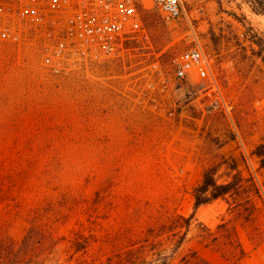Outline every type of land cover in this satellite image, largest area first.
Returning <instances> with one entry per match:
<instances>
[{
	"label": "rangeland",
	"instance_id": "obj_1",
	"mask_svg": "<svg viewBox=\"0 0 264 264\" xmlns=\"http://www.w3.org/2000/svg\"><path fill=\"white\" fill-rule=\"evenodd\" d=\"M184 1L168 20L144 0L140 30L104 55L47 3L0 0V264H264V0ZM197 44L212 78L177 77ZM234 162L240 192L196 209L205 169L225 181ZM194 212L173 254L178 237L151 229ZM32 225L52 251H4Z\"/></svg>",
	"mask_w": 264,
	"mask_h": 264
},
{
	"label": "built area",
	"instance_id": "obj_2",
	"mask_svg": "<svg viewBox=\"0 0 264 264\" xmlns=\"http://www.w3.org/2000/svg\"><path fill=\"white\" fill-rule=\"evenodd\" d=\"M56 15L68 17L70 31L78 45L114 54L123 40L141 28L140 6L144 0H39ZM166 19L177 20L186 14L184 0H150ZM179 78L196 75L212 78V68L201 45L183 51L174 61Z\"/></svg>",
	"mask_w": 264,
	"mask_h": 264
},
{
	"label": "trees",
	"instance_id": "obj_3",
	"mask_svg": "<svg viewBox=\"0 0 264 264\" xmlns=\"http://www.w3.org/2000/svg\"><path fill=\"white\" fill-rule=\"evenodd\" d=\"M254 9L255 11L259 12L256 7ZM254 154L259 157L261 167L264 168V142L256 145ZM229 166L235 170V173L232 174V179H227L225 181H220L217 175L219 170L218 165L210 166L205 169L202 181L194 190V206L196 209L201 205L210 203L215 199L240 192V187L242 186L241 181L243 179L242 173L238 169L236 162L230 163ZM254 182L258 192H260V187L257 184V181L255 180ZM194 217L195 212L188 216L177 214L173 216L169 222L163 223L159 227L153 228L151 230L154 232L157 231V229L166 230L165 232H171L173 237H178L174 246L175 251H172L173 254H175L177 252L176 250H178V248L181 247L183 242L186 240ZM158 237H162V234H159ZM56 242L57 240L55 239L54 235L46 227L32 225L20 242L4 240L3 244L5 246L4 251H52ZM158 242L154 244H159ZM150 252L155 253L159 257L158 259H164L157 264H169L167 257L162 255L163 251H127L125 253V257H123V260L125 264H144L146 263V260H140L139 256L149 254ZM27 261L30 264L32 263V260L29 259V257ZM179 264L210 263L205 259L198 257L196 253H192L191 256L183 257L181 263Z\"/></svg>",
	"mask_w": 264,
	"mask_h": 264
}]
</instances>
